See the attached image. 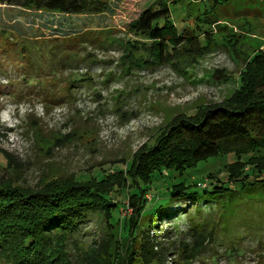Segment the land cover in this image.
Here are the masks:
<instances>
[{
	"label": "rangeland",
	"instance_id": "obj_1",
	"mask_svg": "<svg viewBox=\"0 0 264 264\" xmlns=\"http://www.w3.org/2000/svg\"><path fill=\"white\" fill-rule=\"evenodd\" d=\"M112 1V12L94 16L0 6V179L11 175L14 186L36 189L67 179L98 180L105 173L123 170L124 181L133 154L144 144L147 148L154 144L173 117L231 100L245 59L264 49V7L262 12L242 14L252 9L236 2L230 9L238 14L221 18L216 25L218 44H208L200 53L196 46L180 49L171 65L146 63L145 69H139L129 57L124 59V49L130 47L128 53L137 56L143 55L142 48L138 43H124L144 39L125 28L154 0ZM172 9L177 29H187L203 42L208 28L195 24L197 6L189 15L180 4ZM224 39L236 44H220ZM63 45L59 54L57 47ZM82 77L87 81L78 83ZM3 152L18 166L10 175L3 170ZM232 163L235 158L230 155L210 158L185 176L200 184H209L211 178L225 180ZM180 181L184 179L175 173L159 178L146 199L153 194L156 205L166 202L167 185ZM202 188H196L200 195ZM113 196V203L123 202L127 208L121 216L134 213L126 205L125 190ZM224 202L226 208L215 212L220 218L226 214V228L220 229L215 242L192 263L180 261L175 251L167 264H264V194ZM187 204H173L171 210H180L175 217L159 219L156 229L161 241L167 233L181 239L191 220L203 221L214 210L200 206L201 212L196 213V206ZM113 222L109 214H97L72 243L63 246L61 250L67 253L52 263L46 258L39 263L84 264L85 250L109 242L114 260L118 256L121 262L140 244L130 236L119 238L120 228Z\"/></svg>",
	"mask_w": 264,
	"mask_h": 264
},
{
	"label": "trees",
	"instance_id": "obj_2",
	"mask_svg": "<svg viewBox=\"0 0 264 264\" xmlns=\"http://www.w3.org/2000/svg\"><path fill=\"white\" fill-rule=\"evenodd\" d=\"M196 1L198 2L154 0L150 3L125 28L128 32L141 36L144 41L127 39L124 44L138 43L144 56L140 53L137 56L134 52L128 53L131 52L128 47L124 49L127 52L124 59L129 57L130 63L139 69H145L146 63L171 65L172 58H176L180 49L187 51L196 46L200 53L208 48V44H218L214 40L219 31L216 25L221 18L238 14V10L234 9L236 11L232 12L230 9L236 2L243 3L241 7L248 6L252 9L242 14L260 12L261 7H264V0ZM112 2L0 0V6L8 5L39 13L94 16L112 12ZM177 4L188 15L197 6L193 20L196 25L203 24L208 28L203 42H200L199 35L196 36L187 29L181 32L177 29L172 9V5ZM223 29L226 28L223 26ZM223 41L225 43L220 44H236L234 40ZM65 47L66 45L57 47L61 52L56 51L62 54ZM233 52L236 53L235 49ZM64 54L63 59L67 61L68 54ZM128 69L130 66L126 67L127 71ZM84 81L87 79L82 77L78 83ZM69 87L68 85L66 89ZM164 133L155 139L154 144L148 148L144 144L133 154L126 165L125 171L130 174L125 182L122 181L126 177L122 174L123 170H116V174L105 173L98 180L81 182L67 179L64 183L23 189L14 186L11 180L10 174L18 167L16 162L13 166L10 155L1 153L3 170L6 175H10L6 180L0 179L2 264H40L45 258L48 263L56 261L61 253H67L66 250H61L63 246L72 243L82 231L81 228L100 213L109 214L112 222L114 220L113 223L118 225L119 238L130 236L140 246L132 249L118 262V256L115 260L113 258L110 242L107 245L93 244L83 253L84 264H167L171 255L175 256V251L180 261L192 263L200 257L205 247L215 242L220 229L226 228V214L220 218L215 212L219 208H226L224 200L229 202L234 197L264 194V49L245 59L231 100L208 105L191 115L175 116L167 124ZM222 155L235 158V163L229 166L227 179L211 178L209 184H200L193 182L192 177L189 179L185 176L188 170H193L199 163ZM173 173L184 181L167 185V201L156 205L157 199L153 194L147 200L146 195L152 192L154 183ZM196 188L203 189L201 195ZM123 190L127 193L126 205L131 206L134 212L129 216H121L127 211L123 202L113 203L116 200L113 195H120ZM180 202L196 206V213L201 212L200 206H207L209 210L214 209L210 212L213 214H209L203 221L191 220L181 239H174L167 233L162 236L166 240L161 241L160 232L156 229L159 219H173L180 210L170 208ZM217 203L222 206H216ZM139 218L142 219L140 223L137 222ZM149 232L152 236H149Z\"/></svg>",
	"mask_w": 264,
	"mask_h": 264
}]
</instances>
